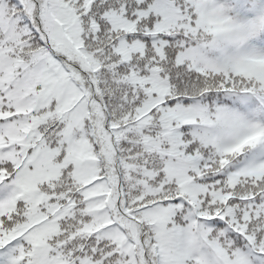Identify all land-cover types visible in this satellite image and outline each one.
I'll return each mask as SVG.
<instances>
[{
    "label": "snow or ice",
    "instance_id": "1",
    "mask_svg": "<svg viewBox=\"0 0 264 264\" xmlns=\"http://www.w3.org/2000/svg\"><path fill=\"white\" fill-rule=\"evenodd\" d=\"M0 264H264V0H0Z\"/></svg>",
    "mask_w": 264,
    "mask_h": 264
}]
</instances>
